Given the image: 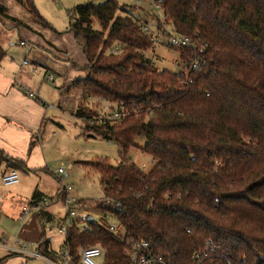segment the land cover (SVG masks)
I'll return each instance as SVG.
<instances>
[{
    "label": "trees",
    "instance_id": "1",
    "mask_svg": "<svg viewBox=\"0 0 264 264\" xmlns=\"http://www.w3.org/2000/svg\"><path fill=\"white\" fill-rule=\"evenodd\" d=\"M16 2L29 23L0 8L5 26L11 21L33 37L40 36L34 25L54 30L34 0ZM162 2L166 24L205 47L192 84L151 65L146 52L153 43L117 1L89 2L70 12L69 32L88 62L87 77L77 81L82 95L75 117L86 138L115 143L122 159L116 166L81 162L98 173L105 198L120 204L107 206L103 199L90 205L122 231L115 235L98 222L81 231L77 221L66 237L73 264L81 249L95 246L105 250L104 264H131L137 242L148 243L165 264H264V0ZM179 52L189 62L190 52ZM6 56L0 45V65ZM97 99L95 107L87 105ZM104 101L124 104L127 118L91 124ZM139 136L156 162L149 173L126 161ZM3 164L17 171L24 166L0 154ZM43 200L35 190L31 204ZM39 217L54 222L43 209ZM39 252L54 256L49 241Z\"/></svg>",
    "mask_w": 264,
    "mask_h": 264
},
{
    "label": "rangeland",
    "instance_id": "2",
    "mask_svg": "<svg viewBox=\"0 0 264 264\" xmlns=\"http://www.w3.org/2000/svg\"><path fill=\"white\" fill-rule=\"evenodd\" d=\"M106 1L34 0L37 9L54 28L49 30L34 25V28L40 32L38 38L33 37V34L24 28L21 30L15 28L11 21L7 20L5 23L7 28L2 36V46L7 53L6 58L13 57L18 70L20 64L28 59L29 66L19 72L24 74L23 78L26 79L29 87L35 85L40 88L46 109L49 111L43 135L41 137L36 135L35 140L40 141L39 147L43 152L46 150L51 164L36 172L18 171L20 183L11 187L2 183V169L0 170V264H46L42 258L26 257L19 253V245L20 248L24 246L30 249L32 242L35 243L34 250H36L41 238L43 243L50 241L51 250L55 254L63 252L65 237L59 234V229L64 224L66 210L64 200L60 199L58 194L64 187L71 188L69 194L77 201L87 202L86 206H75L82 222L83 218H86L87 223H94L95 219L97 222L104 216L96 211L95 205H90L91 202L105 199L100 177L95 171H87L81 162L108 161L116 166L122 162V159L115 143L100 138H85L84 123L75 117L82 95V89L77 85V81L87 77L88 62L82 47L75 42L69 28L70 12L75 7L89 2L102 4ZM115 1L121 7H126L130 15L141 22L145 19L155 25L157 15L163 16L152 7L151 0ZM3 3L7 6V1L3 0ZM9 13L13 14L14 18L29 23L27 11L15 0H12ZM94 27L100 29L97 22ZM160 35V43L146 52L147 59L153 67L162 71L181 72L180 52L168 46L170 35L177 37L179 34L168 25ZM20 37L27 39L26 47H12V43L20 42ZM31 50L38 52L44 65L34 61L36 55ZM49 76H53L54 82L48 80ZM99 101L102 99L87 105L92 108ZM146 144L147 140L144 136L137 137L135 147L129 151L126 161L149 173L154 169L156 162L144 151ZM59 169L64 170L65 174H59ZM36 189L47 201L46 204L41 202L40 208H35L31 204ZM25 208L29 210V214H24ZM42 209L54 216V222L41 221L39 214ZM106 218L110 223H116L113 217L107 215ZM33 228H37L38 234L40 232L39 240L32 236ZM102 261V259L98 260V262Z\"/></svg>",
    "mask_w": 264,
    "mask_h": 264
},
{
    "label": "built area",
    "instance_id": "3",
    "mask_svg": "<svg viewBox=\"0 0 264 264\" xmlns=\"http://www.w3.org/2000/svg\"><path fill=\"white\" fill-rule=\"evenodd\" d=\"M152 7L159 14L160 12L163 14L162 17L157 15V23L152 25L150 21H146L143 19L140 26L142 31L150 38V41L153 45L160 43V32L168 26L166 24V18L163 13L164 4L162 0H151ZM27 43L24 41H20L19 43H12V47L26 46ZM168 46L178 49V50H187L190 52L191 58L189 62L183 60L181 58L182 70L177 73L183 78L184 84H192V79L190 77L191 73L196 72L200 69L201 64H204L203 54L205 51L204 46H199V44L189 36L178 35L177 37H172L170 35ZM114 53H118V51H113ZM28 62L25 61V64ZM176 65L179 66V63L176 62ZM49 79L53 81V76H49ZM34 98H37L35 95H31ZM99 115H96L94 119L91 121L92 123H98L100 125H105L108 123H122L128 116V112L124 107V104H111L107 101L103 102L102 109L99 110ZM146 167L145 165L143 166ZM59 174H63L64 170L60 169ZM20 181L19 172L14 169H9L8 171L2 174V183L5 186H15ZM71 188L64 187L61 191V196L64 198L65 210H66V218L64 220L63 226L59 229V234L65 237V246L62 253L55 254L53 251L52 258L44 257L40 252H36L31 254L32 258H42L46 262V264H73V259L71 258V252L66 246V237L68 234V230L70 227L74 226L77 221L81 222L79 226L81 231H86L87 229V220L83 218V222L81 217L78 215V211L75 209L76 203L78 202L75 198L71 197L69 192ZM105 205L119 207L120 204L115 203L111 198H105ZM41 202L46 204V200L36 202L33 204L35 208L41 207ZM24 214H29V210L25 208ZM107 215L101 217L100 221H97L102 226H106L109 228L110 232L115 235L120 234L122 231V225L118 222L110 223L109 219L106 218ZM93 217V216H92ZM94 218V217H93ZM95 219V218H94ZM105 220V221H104ZM96 222V219L95 221ZM5 243V241H4ZM23 253L29 251L26 247H21ZM105 250L100 246L83 248L79 251V262L77 264H104L106 260ZM129 257L131 259V264H165L164 258L161 256L153 255L150 251V246L146 242H137L133 245L132 250L129 253ZM103 260L102 262H98V260Z\"/></svg>",
    "mask_w": 264,
    "mask_h": 264
},
{
    "label": "crops",
    "instance_id": "4",
    "mask_svg": "<svg viewBox=\"0 0 264 264\" xmlns=\"http://www.w3.org/2000/svg\"><path fill=\"white\" fill-rule=\"evenodd\" d=\"M4 1H7V6L3 3V0H0V8H6L8 15L13 17V14L9 13V7L12 4V0ZM5 30L6 26L0 21L1 46L3 44L2 36L5 33ZM25 47L26 46L23 48ZM31 52L36 55L34 61L44 65L42 59L40 60L38 52H34L33 50H31ZM6 57L0 65V154L22 163L24 165L23 170L19 171L36 172L42 170L41 168L43 167L47 168V166L51 164L47 158L46 150L43 152L39 147L40 141L37 142V140H35L36 135L38 137L43 135L49 117V111L46 109V103L41 95L40 88H37L35 85L29 87L26 79L23 78L24 74L19 72L26 66H29L28 59L26 58L23 63L20 64V70H18L14 58ZM25 61L28 63L25 64ZM48 80L50 79L48 78ZM52 82H54V79ZM31 95H35L37 98H34ZM1 169L3 174L10 168L7 164H3L0 167V170ZM63 174H65V171ZM58 196L63 200L61 193L58 194ZM33 221L34 219H32L31 222ZM28 232L29 230H27V233ZM31 232L32 236H35L36 239L39 240L40 232L38 234L37 228H33ZM42 242L41 238L38 243L39 246ZM34 248L35 243L32 242L29 251L23 253L19 245V253L26 257H31V254L39 252V247L36 250H34Z\"/></svg>",
    "mask_w": 264,
    "mask_h": 264
},
{
    "label": "water",
    "instance_id": "5",
    "mask_svg": "<svg viewBox=\"0 0 264 264\" xmlns=\"http://www.w3.org/2000/svg\"><path fill=\"white\" fill-rule=\"evenodd\" d=\"M91 222H93V220H91Z\"/></svg>",
    "mask_w": 264,
    "mask_h": 264
}]
</instances>
